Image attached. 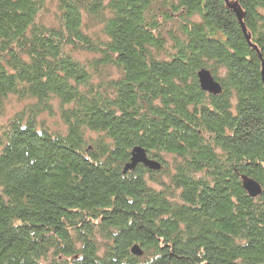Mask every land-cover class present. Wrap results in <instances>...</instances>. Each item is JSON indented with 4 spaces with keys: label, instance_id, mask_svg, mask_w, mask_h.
<instances>
[{
    "label": "trees",
    "instance_id": "trees-1",
    "mask_svg": "<svg viewBox=\"0 0 264 264\" xmlns=\"http://www.w3.org/2000/svg\"><path fill=\"white\" fill-rule=\"evenodd\" d=\"M233 1L249 40L222 0H0V100H29L0 126V264H264V0Z\"/></svg>",
    "mask_w": 264,
    "mask_h": 264
},
{
    "label": "rangeland",
    "instance_id": "rangeland-1",
    "mask_svg": "<svg viewBox=\"0 0 264 264\" xmlns=\"http://www.w3.org/2000/svg\"><path fill=\"white\" fill-rule=\"evenodd\" d=\"M56 2L54 3H47L40 12L39 16L41 15L40 19L43 23H45L47 26L55 25L56 19L54 18V13L57 11L56 8ZM38 17L36 19V22H38ZM87 32H90L93 36L99 34V27L94 26L90 27V29L87 30ZM76 56L80 59H87L91 55L87 52H79L76 53ZM111 77L116 78L118 76V73L115 69H112L110 72ZM29 100H19L13 95H8L6 98L0 100V126H4L8 120H10L13 116H15L17 113L25 111L27 108L25 107ZM51 111H44L41 114H38L36 117V125L37 128L44 127L48 132L53 134H64L66 130V126L64 125L60 112L57 109V104L55 101H52L50 104ZM23 117H27V114ZM96 137V136H94ZM162 161H164L166 164L171 163V159L167 156H164L161 158Z\"/></svg>",
    "mask_w": 264,
    "mask_h": 264
},
{
    "label": "water",
    "instance_id": "water-1",
    "mask_svg": "<svg viewBox=\"0 0 264 264\" xmlns=\"http://www.w3.org/2000/svg\"><path fill=\"white\" fill-rule=\"evenodd\" d=\"M222 1L225 3L226 7L234 13L243 34H245L246 40H249V36L246 34V29L242 22L243 12L238 7V3L233 0H222ZM259 58H260V79L262 86V99L264 101V61L262 60L260 55ZM197 79L201 90L214 95L219 94L221 92L220 85L213 79V77L208 71L200 70L197 73ZM131 161H132L131 165L128 168H133L134 165L136 164H143L151 170H159L160 168L158 163L147 160L146 155L141 150H134L132 152ZM241 184L244 191L251 198H256L261 194V187L254 180L248 177H242ZM130 251L131 254H133L134 256L142 255V251L137 245L132 246Z\"/></svg>",
    "mask_w": 264,
    "mask_h": 264
}]
</instances>
